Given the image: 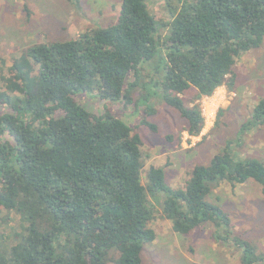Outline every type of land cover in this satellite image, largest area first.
Wrapping results in <instances>:
<instances>
[{
	"label": "trees",
	"instance_id": "1",
	"mask_svg": "<svg viewBox=\"0 0 264 264\" xmlns=\"http://www.w3.org/2000/svg\"><path fill=\"white\" fill-rule=\"evenodd\" d=\"M177 3L170 4L166 25L147 0H122L113 25L0 58V264H144V248L156 240L153 200L176 233L212 226L213 239L242 251L243 264L264 263L212 201L222 184L235 189L250 180L264 197V162L238 150L245 134L264 125V94L239 137L209 164L196 165L179 189L155 166L144 184L141 135L77 100L92 93L138 112L147 98L134 97L144 86L141 68L162 48L164 73L149 84L187 120V133L199 137L206 125L202 99L222 87L234 92L237 60L264 44V0ZM193 88L198 103L190 107L182 95ZM224 112L218 111L216 125ZM151 113L143 112L141 124L158 132Z\"/></svg>",
	"mask_w": 264,
	"mask_h": 264
},
{
	"label": "rangeland",
	"instance_id": "2",
	"mask_svg": "<svg viewBox=\"0 0 264 264\" xmlns=\"http://www.w3.org/2000/svg\"><path fill=\"white\" fill-rule=\"evenodd\" d=\"M176 1V2H175ZM171 6H177V0ZM122 0H0V58L10 59L21 52L45 41H68L81 32L96 27H107L117 22ZM151 12L163 21L171 20V6L166 0H147ZM160 35L165 37L168 28L161 26ZM166 50L160 48L155 60L141 70L143 88L136 89L134 97L147 96L137 112L134 107L102 100L97 94L81 93L78 102L87 110L103 115L110 113L132 126L143 140L145 169L163 168L167 182L175 189L183 188L189 172L196 165H207L226 146L236 140L243 125L252 117L253 110L264 94V44L237 60L235 73L237 85L234 92L219 88L213 97H205L201 108L206 125L199 137L190 136L188 122L180 113L168 106L161 98L160 90L149 84L160 79L165 69ZM130 76V81H134ZM148 84V85H147ZM193 88L182 95L186 104L198 103ZM225 112L216 125L218 111ZM154 109L148 115L158 132L141 124L143 112ZM167 137H172L169 141ZM181 141V143H180ZM238 150L244 157H256L264 162V125L254 128L242 137ZM212 201L219 203L231 216L235 235L255 246L256 254L264 256V197L261 186L250 180L232 188L222 184L215 189ZM156 219L152 228L156 240L145 246L144 264H243L242 251L234 245H222L212 237V226H205L190 235L178 234L171 221L164 218L162 206L154 201ZM264 264V263H262Z\"/></svg>",
	"mask_w": 264,
	"mask_h": 264
}]
</instances>
